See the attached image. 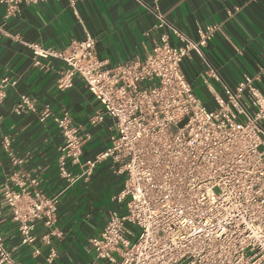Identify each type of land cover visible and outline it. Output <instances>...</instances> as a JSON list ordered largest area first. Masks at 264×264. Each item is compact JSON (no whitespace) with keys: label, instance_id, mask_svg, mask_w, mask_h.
<instances>
[{"label":"built area","instance_id":"built-area-1","mask_svg":"<svg viewBox=\"0 0 264 264\" xmlns=\"http://www.w3.org/2000/svg\"><path fill=\"white\" fill-rule=\"evenodd\" d=\"M43 0H0L3 18H15L22 5ZM74 6L78 0H68ZM153 1L157 28H169L180 46L161 34L143 58L116 66L97 58L95 40L88 33L62 49L25 44L32 65L50 60L63 64L57 87L72 88L78 78L100 105L89 118L91 126L105 117L113 121L109 146L94 158L80 161L88 140L71 126L67 114L54 115L48 105L38 108L21 95L16 115L36 113L40 122L52 120L63 144L57 170L68 186L87 181L95 168L110 162L115 174L126 176L114 200L123 212L110 211L98 237L87 242L96 260L109 264H264V94L255 86L264 75V63L235 88L224 87L208 110L193 94L181 69L183 60L211 41L218 25L198 28L192 41L169 26ZM212 76H215L212 74ZM16 82L0 78V105ZM7 150L10 138L2 137ZM0 195L17 225L22 245L45 247V263L58 258L50 247L55 229L57 196H46L36 179L12 159ZM79 169L72 176L68 167ZM41 226L37 236L35 229ZM40 253L39 248L33 252ZM0 264H21L2 244Z\"/></svg>","mask_w":264,"mask_h":264},{"label":"crops","instance_id":"crops-1","mask_svg":"<svg viewBox=\"0 0 264 264\" xmlns=\"http://www.w3.org/2000/svg\"><path fill=\"white\" fill-rule=\"evenodd\" d=\"M159 11L169 26L188 39H198V28L218 25L214 37L202 49L185 58L181 69L193 94L208 110L215 108L214 97H224V87L235 88L252 76L264 63V0H159ZM152 0H43L22 5L20 14L5 19L0 5V78L16 82L0 105V189L14 169L12 159L23 160L22 169L36 179L38 188L49 197L57 196L55 229L50 247L58 258L53 264H109L96 260L87 250V242L101 233L110 211L123 212L124 205L114 200L123 189L125 175L115 174L110 162L99 164L91 177L68 186L57 170L63 138L48 119L40 122L36 113L16 115L13 107L21 95L29 96L40 108L48 105L54 115L67 114L71 126L88 140L82 146L80 161L94 158L109 146L113 121L105 117L97 126L88 123L100 105L75 78L67 90L57 87L63 64L50 60L42 68L32 65L25 44L62 50L72 41H81L88 33L95 40L98 59L116 66L133 58H143L158 37L166 33L172 46L179 40L169 28L158 29ZM215 75V76H212ZM264 94V75L255 84ZM10 138L4 150L2 137ZM72 176L79 169L69 166ZM37 225L35 234H41ZM0 235L12 259L21 264H46L47 249L37 242L21 244L17 225L0 195ZM39 248L40 253L33 252Z\"/></svg>","mask_w":264,"mask_h":264}]
</instances>
